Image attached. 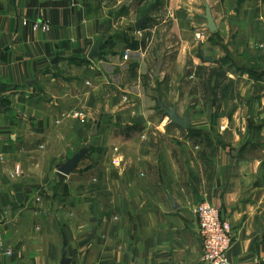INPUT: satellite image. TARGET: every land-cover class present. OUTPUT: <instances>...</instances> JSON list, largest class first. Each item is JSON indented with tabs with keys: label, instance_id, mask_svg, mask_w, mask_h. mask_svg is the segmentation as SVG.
<instances>
[{
	"label": "crops",
	"instance_id": "crops-1",
	"mask_svg": "<svg viewBox=\"0 0 264 264\" xmlns=\"http://www.w3.org/2000/svg\"><path fill=\"white\" fill-rule=\"evenodd\" d=\"M202 202L264 264V0H0V264H205Z\"/></svg>",
	"mask_w": 264,
	"mask_h": 264
},
{
	"label": "built area",
	"instance_id": "built-area-1",
	"mask_svg": "<svg viewBox=\"0 0 264 264\" xmlns=\"http://www.w3.org/2000/svg\"><path fill=\"white\" fill-rule=\"evenodd\" d=\"M195 36L198 40H201L203 32L198 30ZM83 115V113H75V116L80 118ZM197 213L199 217V234L203 245V262L205 264H231L229 251L234 242L231 223L223 219L220 210L208 202L199 204ZM12 253L13 249L4 247L3 231L0 225V257Z\"/></svg>",
	"mask_w": 264,
	"mask_h": 264
},
{
	"label": "water",
	"instance_id": "water-1",
	"mask_svg": "<svg viewBox=\"0 0 264 264\" xmlns=\"http://www.w3.org/2000/svg\"><path fill=\"white\" fill-rule=\"evenodd\" d=\"M205 18L207 20V29L211 32H215L217 30V26L215 23V20L213 18V15L211 13V9L207 7L206 9V15ZM147 19V16L142 17L138 23H137V28L141 29L143 24L145 23ZM103 42H100L99 44L95 45L91 51V57L93 56H99L102 57V46ZM160 67L157 70V75L159 74ZM166 112L169 114L172 122L174 124H177L183 128H188L190 125V117L186 118H181L177 114V109L176 108H165ZM98 133V126L95 127V130L93 132V136H97ZM88 152V147L81 149L79 152H77L71 159H68L67 162L59 169L60 172L63 174H70L72 173L75 168L79 165V163L82 161V159L85 157L86 153ZM70 261L66 257V255L63 258L62 264H68Z\"/></svg>",
	"mask_w": 264,
	"mask_h": 264
},
{
	"label": "rangeland",
	"instance_id": "rangeland-1",
	"mask_svg": "<svg viewBox=\"0 0 264 264\" xmlns=\"http://www.w3.org/2000/svg\"><path fill=\"white\" fill-rule=\"evenodd\" d=\"M144 1V0H143ZM146 2V1H145ZM145 7V6H144ZM204 12V11H203ZM212 13V12H211ZM204 14L206 15V11L204 12ZM142 15V14H141ZM154 19L156 21L157 18L154 17ZM169 22L168 23H165L163 25V27H160L161 28V31L162 32H158L161 34V36L164 37L167 39V48L169 49L170 51V55H174L176 53V49L178 47V44H177V37L170 31V28H169ZM203 28V27H201ZM207 30V27L205 28ZM160 30V29H159ZM208 31V30H207ZM165 40V39H164ZM173 102V101H172ZM78 113H83V112H80V111H77ZM84 114V113H83ZM74 117L78 118L82 123H85L86 122V115L84 114L81 118L80 117H77L75 116V113H74ZM97 136H95L94 138H96ZM3 256V255H2ZM1 256V257H2Z\"/></svg>",
	"mask_w": 264,
	"mask_h": 264
}]
</instances>
